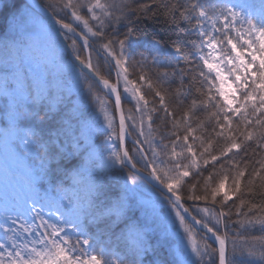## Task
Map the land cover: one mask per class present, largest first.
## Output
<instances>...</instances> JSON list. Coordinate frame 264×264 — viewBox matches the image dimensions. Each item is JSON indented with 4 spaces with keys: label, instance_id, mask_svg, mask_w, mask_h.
I'll return each instance as SVG.
<instances>
[{
    "label": "snow or ice",
    "instance_id": "snow-or-ice-1",
    "mask_svg": "<svg viewBox=\"0 0 264 264\" xmlns=\"http://www.w3.org/2000/svg\"><path fill=\"white\" fill-rule=\"evenodd\" d=\"M0 5L7 8V0ZM117 7L119 17L110 11ZM24 8L35 13L36 6ZM47 8L51 12L39 17V38L29 12L18 11L2 40L26 57L36 56L42 41L51 56L39 57L46 74L29 75L23 61L0 65V128L15 165L6 174L23 177L19 190L6 193L0 205V264H162L153 234L164 213L162 201L169 215L175 213L196 257L186 256L179 264H237V253L243 255L244 249L235 239L229 249L231 228L246 232L258 227L264 233V16L257 23L237 5L217 0L210 7L200 0H122L119 6L60 0ZM158 17L167 25L188 23L197 30L191 47L157 41L179 56L163 72L152 71L160 68L156 57L151 65L143 54L133 60L128 48L139 34L134 21L155 23ZM114 25L126 30L118 32ZM17 41L22 48H16ZM97 47L107 62H114L116 83L103 78L93 63ZM90 73L107 89L106 96H115L118 123L107 102L96 96ZM121 79L123 92L135 100L139 125L135 115L126 117L122 109ZM165 82L177 87L169 91L161 86ZM84 91L99 102L106 127L90 121L88 109L73 103L71 97ZM156 120L162 128L171 124L159 141L153 136ZM50 121L54 126L46 133L37 126ZM97 134L104 136L108 152L104 167L129 169L115 195L103 173L89 163L98 154ZM129 137L131 148L125 143ZM73 157L79 158V167L60 166ZM145 172L165 190L156 199L136 190L137 177ZM182 201L208 204L192 220L211 234L212 243L200 237L201 244L193 235ZM101 238L116 242L117 250L100 243ZM258 239L264 264V236ZM247 254L255 255L251 250Z\"/></svg>",
    "mask_w": 264,
    "mask_h": 264
},
{
    "label": "trees",
    "instance_id": "trees-1",
    "mask_svg": "<svg viewBox=\"0 0 264 264\" xmlns=\"http://www.w3.org/2000/svg\"><path fill=\"white\" fill-rule=\"evenodd\" d=\"M40 4L46 8L49 12H51V8H47L49 4H59L60 0H39ZM104 2L109 4H114L116 6H119L122 2V0H104ZM141 4H152L153 0H139ZM158 2L162 3H168L169 0H158ZM172 3H175L176 0H171ZM201 4L205 7H210L213 5L215 0H200ZM218 3H224L228 2L231 4H235L243 10L245 15L249 16V18H252L256 20L257 23L260 22V19L262 16H264V0H217ZM8 7L4 8L2 5H0V40H3L5 38V34L7 32V22L8 20L17 15V12H29L28 9L24 8V5L27 4L25 0H7ZM112 14L114 16H121V12L118 10V7L115 9H111ZM163 11V9H161ZM29 15L33 19H39V16L36 12L31 13L29 12ZM163 17H158L156 19V22L153 23L151 21H145L141 23L140 21H134V31H137L139 34L130 40L129 42V53L131 55V58L133 60L140 59L141 54H143L145 57L148 58V63L151 65V57H156L157 65L160 66L159 69H153L152 71H167L168 69L164 68L168 66L169 61L176 59H179L178 54L175 52V50L170 47L167 44H157V41H177L180 45L184 47H191L190 41L196 39L197 37V30L194 28H191L188 26V23H182L179 28L172 25H167L162 22ZM118 28V32H123L126 29H124V25H114V29ZM79 31V29H78ZM112 38H116V32L114 30H110ZM97 50L101 52L103 55L105 53L97 47ZM93 56V63L97 64L100 69L101 73L100 75L105 78L109 79L110 82L115 83L116 81V69L112 66L114 63H110L112 68L108 65L106 60H104L102 57H100L96 52L92 53ZM146 72L148 71V68L144 69ZM139 71V69L137 70ZM109 73H111V76L109 77ZM131 79H135V76L130 77ZM91 80V79H90ZM98 91L96 92V96L99 97V100L106 101L108 110L111 114L114 113V104L109 99L108 96L105 95V92L96 84ZM163 88L171 91L174 90L177 85L176 84H170V83H163L161 85ZM187 87V86H185ZM80 99L84 105L85 108L88 109L89 118L97 116V114L100 112V104L99 102L94 99L93 97L89 96L86 91L79 93ZM123 98V96H122ZM146 99H148L150 102L154 100V98L150 94H146ZM158 103V101H155ZM151 106V104H150ZM123 107L125 116H131L135 115L137 119H140V114L138 111H136L135 102L130 101L126 98H123ZM177 104H172L171 108H177ZM170 108V110H171ZM159 115H163V113H160ZM24 124H36L35 121H24ZM161 124L160 120H156V123L153 124L154 129H158V131L153 132V136L156 138L157 141L160 140V133L167 132L171 129V124L169 123L167 128L159 127ZM38 127L42 129L45 133L54 126V121H50L44 124H37ZM195 127V125H194ZM208 131H211L209 128ZM95 141L102 145L103 143V136H96ZM163 143H168V141L165 139ZM155 146V145H154ZM127 147L131 148L132 144L128 143ZM157 151H160L159 147H157ZM79 160H64L60 162V166L66 170H72L79 166ZM137 167H140L139 165ZM162 167V165H161ZM143 171V170H142ZM129 169L127 168H113L111 170V173L121 179L123 182L126 178V175L128 174ZM146 173V172H145ZM147 174V173H146ZM107 186V184H106ZM108 191L112 194H116L117 189H112L110 186H107ZM154 192L158 196H160L159 191L151 187L143 178L137 177L136 182V190L141 191L147 196L146 191ZM203 192V188L200 190ZM235 199V197H234ZM257 201H259V197L256 198ZM184 203V202H183ZM232 201H229V204H231ZM238 203V201H237ZM185 207L189 209V212L191 215L195 216L197 219L200 218L198 215V209H202L208 206V204L204 201L194 202V201H187L184 203ZM219 208V205L216 206ZM227 210V209H225ZM163 211V209H162ZM234 211V210H233ZM233 221L236 220L235 215L232 217ZM186 224L191 228L192 233L194 236H196L197 240L202 244L204 241L200 240V237H203L187 220ZM211 226V224L209 225ZM155 229L156 231L153 233L156 237V240L158 241L157 245V258L162 262V264H179L181 262V257L179 256V252L182 253L180 246H179V239L174 235L165 225H163L161 218H158L155 223ZM175 229V228H174ZM177 231V230H175ZM221 231H226L223 226H221ZM178 232V231H177ZM180 236H184L182 233L178 232ZM233 233L236 235L233 236ZM198 234V235H197ZM264 236V233H261L259 231V228H252L248 231H243L242 229H238L235 226L231 228L229 231V249L231 250L232 244L231 240L235 239L238 248H243L244 253L243 255H240L239 252L236 256L237 264H261L260 260V237ZM187 239V237L185 236ZM106 240L107 238H102ZM209 243H211L208 240ZM115 243V242H114ZM251 250L255 253L254 256H248V251ZM192 259V258H191ZM196 257H193V260H195Z\"/></svg>",
    "mask_w": 264,
    "mask_h": 264
},
{
    "label": "rangeland",
    "instance_id": "rangeland-1",
    "mask_svg": "<svg viewBox=\"0 0 264 264\" xmlns=\"http://www.w3.org/2000/svg\"><path fill=\"white\" fill-rule=\"evenodd\" d=\"M103 2H104V0H102V3ZM237 7L239 10H241V8L239 6H237ZM33 21H34L36 29H37V38H39L38 29H39L40 21H39V19H33ZM22 47L23 46L19 43V41H17L16 48H22ZM86 52H87V50H86ZM40 56H51L49 49L47 48V46L42 41L38 42V53H37V55L26 57V56H24V54L22 52L18 53L16 51V49H13L11 47V41H9L8 45L6 46L5 42L0 40V65H4L6 63H13V62L19 64L21 61H23L24 68L29 73V75L46 74L48 69L45 68L44 64L40 61V59H39ZM112 63H114V62H112ZM49 67H51V65ZM119 83H120L119 88H120V91L122 93L123 98H126L130 101L135 102V100H133L131 98L130 94L123 92L122 79L120 80ZM65 87H67V84H65ZM71 99H72L74 104L81 105L84 107V105L80 99L79 93L76 95H73L71 97ZM0 103H2V101H0ZM45 106H47V105H45ZM107 111L109 112V114H111L110 111L108 110V107H107ZM89 119L92 122H95L98 120L100 124H102L106 127V124H105L104 118H103V113L101 111L97 114V116L89 118ZM116 120L118 123L117 117H116ZM129 123H132V121H129ZM135 123H137V125H139V119L136 118ZM4 133H5V129L0 128V205L3 204L6 193L7 194H13L14 192L19 190L20 182L23 179V177L20 176V174L18 172L15 174H13V173H7L6 174L7 169H13V172H14L15 171V165H14L12 157L8 154L9 148L5 143ZM96 136H98V134L93 136V142L97 146L98 154L89 163L91 164V166L96 168L98 172L103 173V175L105 176V184H107V186H110V188H112V189H117L116 191H118L119 184L122 183L123 181L111 173V170L113 168H107L106 169L104 167V160L107 159V156H108V152L106 151V146L104 143V136L100 135V136H103L102 145H100L99 143H97L95 141ZM141 139H143V138L141 137ZM71 160H79V158L73 157V158L68 159V161H71ZM114 168L120 169L121 167L116 166ZM146 193H147V196L151 197L152 199H156L157 197H159L154 192L149 193L148 189H147ZM162 209H163L164 213H160L159 218H161L163 225H165L173 234L175 233L174 235H176V237L179 239V246H180V249L182 251V253L179 252V256L181 257V261L186 256L193 259L194 255L191 253V248H190V245L188 243V240L185 238V236H183L184 240H183V242H181V236L179 234H177V231H178L184 235L183 228H180L179 227V221L175 220V213L174 212H172L170 215L168 214V213H170V209L168 208L166 201H162ZM202 209H204V208H202ZM202 209H200V210H202ZM202 214H203L202 211H198L199 216H201ZM173 221H175V227L173 226ZM29 222H31V221L29 220ZM175 230H177V231H175ZM0 235H2V234H0ZM100 243L110 244L112 247V250L114 252L117 250V247H118L116 242L114 243V241H108L107 239L104 240L101 238ZM117 254L119 255V253H117ZM115 258L116 257L114 256L113 259H115Z\"/></svg>",
    "mask_w": 264,
    "mask_h": 264
},
{
    "label": "water",
    "instance_id": "water-1",
    "mask_svg": "<svg viewBox=\"0 0 264 264\" xmlns=\"http://www.w3.org/2000/svg\"><path fill=\"white\" fill-rule=\"evenodd\" d=\"M26 2H27V4H31V5H35L36 6V9H35V12L36 13H38L41 17H43V16H45V15H47L48 13H50V12H48L41 4H40V2H39V0H26ZM79 43H81L82 44V40H80L79 41ZM97 53L100 55V53L97 51ZM102 57L106 60V57L105 56H103L102 55ZM108 64H110L109 62H108ZM89 77H90V79L91 80H96V84L106 93L107 92V89H105L104 87H103V84H102V82L98 79V78H96V77H93L92 75H91V73L89 74ZM117 82V81H116ZM111 83V82H110ZM119 91H120V88H119ZM111 100H112V102H113V104H114V100H115V96L114 95H112L111 97H109ZM122 109H123V100H122ZM123 111H124V109H123ZM125 114V113H124ZM116 115H117V118H119V112H116ZM132 139H133V137H129V138H127V140H126V144L127 143H131L132 144ZM139 177H141V178H143L144 180H146L153 188H155L156 190H158L159 192H161V193H163L165 190L162 188V187H160L155 181H153L150 177H148L147 176V174H140L139 175ZM182 203H183V201H182ZM184 207H185V205H184ZM192 215L188 212L187 214H185V219L193 226V227H195L200 233H202V234H204V235H206L207 236V238H208V240H210L211 241V243H212V238H211V234L210 233H207V230L205 229V228H202L200 225H197V224H195V222L192 220ZM213 246L214 247H216V246H218V245H215V244H213Z\"/></svg>",
    "mask_w": 264,
    "mask_h": 264
}]
</instances>
